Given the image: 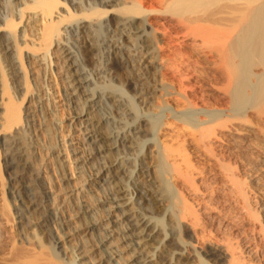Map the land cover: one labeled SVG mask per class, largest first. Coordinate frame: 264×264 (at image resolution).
<instances>
[{"label": "bare ground", "instance_id": "obj_1", "mask_svg": "<svg viewBox=\"0 0 264 264\" xmlns=\"http://www.w3.org/2000/svg\"><path fill=\"white\" fill-rule=\"evenodd\" d=\"M52 54L86 196L56 174L68 142L53 153L31 72ZM167 118L190 131L163 141ZM188 252L264 264V0H0V264H193Z\"/></svg>", "mask_w": 264, "mask_h": 264}, {"label": "rangeland", "instance_id": "obj_2", "mask_svg": "<svg viewBox=\"0 0 264 264\" xmlns=\"http://www.w3.org/2000/svg\"><path fill=\"white\" fill-rule=\"evenodd\" d=\"M31 17V15H29V18ZM28 18V19H29ZM37 18V17H36ZM27 19V20H28ZM34 19V20H33ZM29 22H28V24H29V26H30V23H31V25L32 26H34V28L35 29H37V28H39L40 27V21L39 22H37L36 21V19L35 18H30L29 20H28ZM36 25V26H35ZM28 26V27H29ZM39 26V27H38ZM29 29H32L33 30V27L31 28V26L29 27ZM32 32V31H31ZM169 50V48L168 47H166V51L163 53V55L164 56H166V57H168V55H170V57H168V58H166V57H164L165 59H166V61L169 63V65H171L174 61H172L171 59L172 58H174L175 56L173 55V53H172V49L171 50ZM189 51V53H192L193 51L191 50V49H188ZM172 56V57H171ZM174 56V57H173ZM39 57V58H38ZM38 57L36 56L35 57V59L33 60L32 59V61H34L33 62V64H32V66L31 67H33V69L31 70V72H34V73H36V77H37V81L38 80H40V81H38V83L40 84L39 86H40V95H42V100H43V102H44V106H43V111H44V116L46 117V119L47 118H49L50 117V119H48V121H47V124H49L50 126H51V130H50V133L49 134H51L50 135V141H51V143H52V145H53V147H54V149H53V153H55L56 155H58V153L56 152L57 151V149H58V147H60V148H62L63 149V147H65V146H63V144H65V142H68V144H70V146L68 145V144H66L67 145V147H65L64 148V151L62 150V153H63V155L61 156V155H58V159L56 158V162H55V164L56 165H54V167H56L55 168V170H58V172L56 173L57 174V176H61V175H63V174H65V172H66V174H68V177L71 179L70 181L73 183V188L76 190H78V191H80L81 192V190H82V192L80 193L81 195H88V191H85L84 189H83V183H84V181L82 182L81 181V179L82 178H80V176H82L80 173H78V170H76V168H74L75 166H76V162L73 160V159H75V157H73V155H72V152L70 151L69 152V148H72V144L73 143H78L80 140L77 138V136L80 134V132L77 130V128H76V130H74L73 131V129H71V127L69 126V123L70 124H72L73 126H75L74 124V122H75V119H74V117H73V114L71 113V109H66V102L64 101V97L62 96V90H63V88H64V86L62 85V74H63V70L60 68V66H58V63H59V61L57 60V57H56V54H52V56H51V59L53 60V62H52V64H51V67L49 68L47 65H46V63L47 62H45V59H44V56L42 57V55H38ZM37 58V59H36ZM168 59H169V61L171 60V62H169L168 61ZM175 60V59H174ZM47 61V60H46ZM56 64H55V63ZM171 63V64H170ZM46 65V66H45ZM173 66V65H172ZM35 67H36V69H35ZM46 68V69H45ZM52 68V69H51ZM43 71H42V70ZM54 69V70H53ZM57 70V73H58V75L56 74H53L52 72H55ZM59 70V71H58ZM42 71V72H41ZM41 72V73H40ZM45 73V74H44ZM60 73V74H59ZM171 75H172V73H170ZM169 74V75H170ZM40 75V76H39ZM45 76V77H44ZM121 76L123 77L124 75H122V73H121ZM170 77V78H169ZM167 79H171L172 80V78H171V76H169ZM140 79H143V77H140ZM49 85V86H48ZM157 95L159 96V93H157ZM51 99H50V98ZM156 100H155V102H157V103H159V100H160V98H158V97H156L155 98ZM52 100V101H51ZM50 101V103H48ZM171 101V102H170ZM169 102H170V105H172V107L174 108V109H178L179 111H181V110H184V104L183 103H181L180 101H173V100H170ZM53 103L55 104V105H53ZM177 107V108H176ZM179 108H183V109H179ZM56 110V111H55ZM70 112V113H69ZM50 114V115H49ZM62 116V117H61ZM44 117V118H45ZM54 118V119H53ZM54 120V121H53ZM166 121H168V123H169V119L167 118V119H165ZM57 121V122H56ZM172 121V122H171ZM170 122L172 123H169L168 125H170V126H167L166 125V130H164V129H162V130H164V131H160V134H159V136L161 137V139L163 140V141H165V140H167L168 138H169V136H170V134L171 135H175L176 134V132H178V133H183V131L186 129L187 130V128H185L186 126H182L183 125V123H181L180 122V124L178 123V122H176V121H174L173 122V120H171ZM52 122V123H51ZM169 127V128H168ZM56 128H58L59 130L58 131H56L55 129ZM71 129V130H70ZM179 129V130H178ZM180 129H182L181 131H180ZM184 131V133H188L187 131ZM180 131V132H179ZM163 132H164V134H163ZM71 134H72V136H71ZM54 139V140H53ZM54 142H56V143H54ZM59 142H60V145H59ZM176 144V147L177 146H179V144H182V143H175ZM175 144H174V147H175ZM189 144V147H188V151H189V154L191 155V156H193L196 160L198 159L199 160V158H196V157H199V152L197 151V149L195 148V145L193 144V143H191V141H190V143H188ZM55 145V146H54ZM56 145H58V147L56 146ZM194 147V148H193ZM66 150V151H65ZM192 150V151H191ZM193 153H196V154H194L193 155ZM70 154V155H69ZM196 155V156H195ZM69 156V157H68ZM60 160L62 161H64V163L66 164V166H68L67 168H66V170H64L63 168H60L61 167V163H60ZM205 160V159H204ZM204 160L202 161V160H200V162H204ZM206 162V161H205ZM60 166V167H59ZM61 169V170H60ZM18 170V171H17ZM16 171L19 173V181L21 180H23V181H25V182H23V183H25V184H27V183H29L28 182V176H26L27 175V173H25V170H21V167L20 168H18ZM63 170V171H62ZM23 171H24V173H23ZM73 171H75V173L73 172ZM74 173V174H73ZM71 174V175H70ZM74 175V176H73ZM26 176V177H25ZM21 177V178H20ZM22 177H24V179L22 178ZM79 177V178H78ZM26 178V179H25ZM59 179H61L60 177H59ZM80 179V180H79ZM20 181V182H21ZM80 181V182H79ZM59 182H60V184H63L64 183V180H62V182H61V180H59ZM81 183V184H80ZM18 185H19V183H17ZM6 187L8 186V182L6 181V185H5ZM77 186V187H76ZM82 188V189H81ZM84 190V191H83ZM83 193V194H82ZM85 199H87V202H89V203H91L92 204V202H93V199H88V196L87 197H85ZM91 201V202H90ZM94 203V202H93ZM93 206H96V204H92ZM12 225L11 224H9V226H8V233H10V231L12 232ZM192 234V235H191ZM191 236V237H190ZM190 236H188L189 238V240H191L195 235L193 234V232L192 233H190ZM193 236V237H192ZM191 238V239H190ZM196 238L194 237L193 239H192V241H194L195 243H197L196 242V240H195ZM235 241H237V240H234V241H232V242H235ZM199 245V244H198ZM203 244H201L200 246H202ZM187 254H189L188 256H191L192 258H194V259H197V257L196 256H194L193 255V253H187ZM192 260V259H191ZM198 261V259L197 260H193V264H195V263H199V261ZM178 264H183V263H178ZM220 264V263H219Z\"/></svg>", "mask_w": 264, "mask_h": 264}]
</instances>
